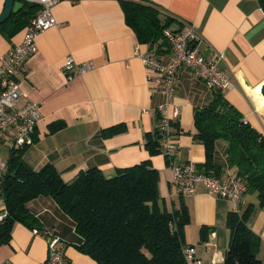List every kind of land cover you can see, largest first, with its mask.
Here are the masks:
<instances>
[{
	"label": "crops",
	"instance_id": "0c3cea01",
	"mask_svg": "<svg viewBox=\"0 0 264 264\" xmlns=\"http://www.w3.org/2000/svg\"><path fill=\"white\" fill-rule=\"evenodd\" d=\"M5 0H0V12ZM138 1V0H130ZM161 9L170 28L191 26L199 34L197 50L231 78L233 87L221 93L243 120L264 136V10L258 0H145ZM19 4L14 3L13 9ZM39 6L33 8V13ZM59 26H51L34 40L36 51L25 60L24 73H17L25 100L40 105L34 142L23 159L38 170L50 163L64 181H70L83 169L98 167L106 177L117 169L149 161L158 170V190L166 210L178 205L179 188L161 153L150 154L145 148L147 136L156 125V106L160 101L153 81L147 79L140 58L133 54L135 45L142 53H152L166 62L168 46H149L139 42L125 22L120 0H61L52 9ZM25 26L7 39L0 34V58L18 45ZM66 56L76 62H92L94 67L67 79L61 66ZM215 89L208 88L191 70L180 68L173 101L179 117L173 123L177 143L175 161H192L201 169L204 147L193 139V110L205 107ZM62 121L63 128L49 134L48 124ZM115 127L111 135L105 129ZM8 148L0 146L1 150ZM225 143H215L214 163L221 169V180L234 176L224 160ZM2 153V152H1ZM190 221L184 227V242L193 245L201 264H223L228 245L227 213L237 208L228 200L208 193L198 185L195 192L183 196ZM239 207L254 204L248 226L261 238L257 257L264 264V207L257 205L255 194L244 193ZM27 208L41 224V231L54 236L65 256L74 264H97L74 247L79 238L73 223L50 197L27 202ZM4 204L0 199V212ZM206 228L205 239L199 229ZM47 242L15 223L8 244L0 246V264H44Z\"/></svg>",
	"mask_w": 264,
	"mask_h": 264
},
{
	"label": "trees",
	"instance_id": "16d2710c",
	"mask_svg": "<svg viewBox=\"0 0 264 264\" xmlns=\"http://www.w3.org/2000/svg\"><path fill=\"white\" fill-rule=\"evenodd\" d=\"M264 10V0H258ZM18 3L9 17L0 24V34L9 39L36 13L37 5L25 0ZM126 24L139 42L149 46H168L163 30L171 20L161 19V9L145 0H120ZM169 48V46H168ZM170 50V49H169ZM62 121L48 124V133L63 128ZM158 116L145 148L150 154L160 153L161 134ZM193 139L200 142L205 160L200 172L220 179L221 169L214 163L215 143H225L224 160L242 180L245 192L255 194L257 205L264 207V136L243 120L241 113L214 90L210 102L193 110ZM111 127L103 135H111ZM34 142V136H33ZM27 147L10 148L6 172L0 181V199L5 216L0 221V246L8 244L15 223L41 233L38 218L26 204L38 197H50L60 211L73 223L79 241L74 245L80 253L97 264H185L182 248L184 227L189 213L179 194L178 205L166 210L158 190L159 172L149 161L119 168L106 177L98 167L80 170L70 181H64L55 167L44 164L33 170L23 159ZM240 204V203H239ZM236 207L227 213L228 245L223 264H263L257 257L261 238L248 226L254 204ZM206 228L199 229L205 239Z\"/></svg>",
	"mask_w": 264,
	"mask_h": 264
},
{
	"label": "built area",
	"instance_id": "2783aa9c",
	"mask_svg": "<svg viewBox=\"0 0 264 264\" xmlns=\"http://www.w3.org/2000/svg\"><path fill=\"white\" fill-rule=\"evenodd\" d=\"M39 6V10L29 19L25 32L18 45L12 47L0 58V146L10 148L29 147L33 144V136L37 123L41 118L40 105L31 100H25L26 95L20 90L17 73H24L26 58L36 51L35 37L49 29L59 26L52 17L51 9L61 0H25ZM171 56L163 62L152 53H142L135 45L133 54L140 58L147 79L154 82L160 101L156 106L158 130L161 134L160 153L164 156L166 166L173 179L178 184L179 194L192 195L198 185L208 193L224 198L237 207L246 186L234 176L221 180L204 174L196 169L194 162L178 163L174 157L177 143L173 135V123L179 117V106L173 101V92L178 70L182 67L192 71L208 88L222 92L233 87L229 75L218 68L216 61L207 60L196 47L201 39L191 26L179 30L166 28L163 30ZM94 67L92 62H76L71 56H66L61 69L67 79H72ZM7 158L0 152V181L6 172ZM5 216V210L0 212V221ZM34 234L45 236L47 256L44 264H74L69 260L58 245L56 237L33 229ZM185 264H201L196 256L193 245L182 248Z\"/></svg>",
	"mask_w": 264,
	"mask_h": 264
},
{
	"label": "water",
	"instance_id": "95a60500",
	"mask_svg": "<svg viewBox=\"0 0 264 264\" xmlns=\"http://www.w3.org/2000/svg\"><path fill=\"white\" fill-rule=\"evenodd\" d=\"M13 9V0H5L3 9L0 12V24L3 23L11 14ZM260 94L264 98V84L260 87Z\"/></svg>",
	"mask_w": 264,
	"mask_h": 264
},
{
	"label": "rangeland",
	"instance_id": "374dc122",
	"mask_svg": "<svg viewBox=\"0 0 264 264\" xmlns=\"http://www.w3.org/2000/svg\"><path fill=\"white\" fill-rule=\"evenodd\" d=\"M6 150L2 149L1 152L3 154V156H6V153H5Z\"/></svg>",
	"mask_w": 264,
	"mask_h": 264
}]
</instances>
